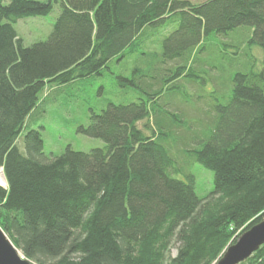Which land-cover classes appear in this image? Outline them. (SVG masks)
I'll use <instances>...</instances> for the list:
<instances>
[{
	"label": "trees",
	"instance_id": "16d2710c",
	"mask_svg": "<svg viewBox=\"0 0 264 264\" xmlns=\"http://www.w3.org/2000/svg\"><path fill=\"white\" fill-rule=\"evenodd\" d=\"M3 1L0 228L23 257L34 264H212L264 219V56L260 71L230 78L228 102L209 107L210 128L193 138L178 135L188 122L170 110L171 99L162 101L216 69L198 57L211 36L246 27L245 43L264 54V0H59L50 34L29 46L13 24L50 14L52 2ZM154 46L159 51H149ZM135 52L149 58L148 68L118 79L139 91L138 101L108 103L77 129L105 147H68L47 158L40 130L25 125L41 96L101 76L109 61ZM178 138L181 149L171 146ZM194 139L199 147L188 145ZM174 149L185 156L180 167ZM193 163L213 173L206 197L195 193L186 168ZM240 264H264V244Z\"/></svg>",
	"mask_w": 264,
	"mask_h": 264
},
{
	"label": "rangeland",
	"instance_id": "374dc122",
	"mask_svg": "<svg viewBox=\"0 0 264 264\" xmlns=\"http://www.w3.org/2000/svg\"><path fill=\"white\" fill-rule=\"evenodd\" d=\"M34 1H51L53 9L46 16L28 17L13 24L18 36L26 46L43 41L48 37L60 10L59 0ZM190 1L197 3L203 0ZM8 2L9 0L3 1L4 4ZM246 32H248L246 27H239L227 36H211L203 45L204 49L198 54V57L211 59L218 68L216 67L215 70L210 71L203 78L204 82L195 84L196 87H187L171 94L168 98L163 96V104L166 105V102L171 99L168 102V107L171 106L170 110L175 109L176 113H182L183 118L188 122L185 125L180 124L183 127L179 129V136L185 137L186 134L192 133L191 138H193L195 134L210 128L209 122L214 114L209 112V107L216 102L223 104L228 102L231 91L230 78L236 72H247L249 70L258 72L261 70L263 51L256 45L248 46V43H245L246 36L249 35ZM153 50L159 51L158 46H154L149 51ZM148 63V57L137 52L131 53L122 59L109 61L107 69L102 72L101 76L52 87L47 90L41 96L38 107L25 122L26 129L40 130L45 156L47 158L59 156L68 147L74 151L84 152L105 147L102 140L79 133L77 131L78 127L81 125L86 126L92 112L99 114L101 110L106 108L108 103L127 104L137 102L141 97L139 91L129 83L120 81L118 77L129 79L132 77L135 68H148ZM196 81L199 82V80ZM172 91L176 92L178 90H170V93ZM184 93L189 96H185ZM163 115H166V113L162 111L161 117H164ZM167 117L173 120L175 125L178 124L170 114ZM199 123L200 128L197 127ZM142 125L143 122L138 124L139 127H142ZM179 141L178 138V142L171 144V146H176L179 143L178 148L181 149L182 146ZM19 142L20 149L23 151L22 135L18 144ZM188 145L199 147L200 143L194 139ZM170 155L177 167L184 165L185 156L177 153V149L175 152H170ZM186 168H188L187 172L194 177L193 186L197 196L199 198L206 197L213 188V173L197 163H193V165ZM174 177L186 180L183 173L174 174ZM233 244H229L212 264H217ZM171 252L173 255L176 254L175 247L171 248Z\"/></svg>",
	"mask_w": 264,
	"mask_h": 264
},
{
	"label": "water",
	"instance_id": "95a60500",
	"mask_svg": "<svg viewBox=\"0 0 264 264\" xmlns=\"http://www.w3.org/2000/svg\"><path fill=\"white\" fill-rule=\"evenodd\" d=\"M2 171V169H1ZM3 184L5 179L2 173ZM264 244V219L248 228L231 245L217 264H240L256 252ZM0 264H34L27 260L14 247L12 242L0 228Z\"/></svg>",
	"mask_w": 264,
	"mask_h": 264
},
{
	"label": "bare ground",
	"instance_id": "6f19581e",
	"mask_svg": "<svg viewBox=\"0 0 264 264\" xmlns=\"http://www.w3.org/2000/svg\"><path fill=\"white\" fill-rule=\"evenodd\" d=\"M0 184H1V185L3 184L2 171H1V169H0Z\"/></svg>",
	"mask_w": 264,
	"mask_h": 264
}]
</instances>
